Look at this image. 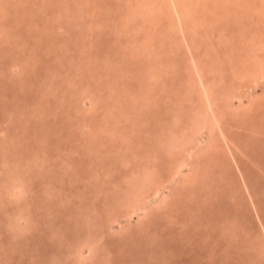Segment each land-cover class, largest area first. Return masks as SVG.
I'll return each mask as SVG.
<instances>
[{
  "label": "rangeland",
  "instance_id": "374dc122",
  "mask_svg": "<svg viewBox=\"0 0 264 264\" xmlns=\"http://www.w3.org/2000/svg\"><path fill=\"white\" fill-rule=\"evenodd\" d=\"M169 1L0 0V190L19 175L0 200V264H264V102L252 104L264 79L254 88L239 79L254 74L252 56L264 60V0H242L243 9L176 0L179 13ZM193 64L206 73L228 147L210 123L186 137L189 118L211 115ZM231 149L257 187L254 202ZM198 160L199 180L185 182ZM182 161L177 180L164 181ZM136 181L150 193L165 184L162 198L125 220L111 198L126 201ZM105 216L117 217L109 233ZM125 229L133 233L122 238Z\"/></svg>",
  "mask_w": 264,
  "mask_h": 264
},
{
  "label": "bare ground",
  "instance_id": "6f19581e",
  "mask_svg": "<svg viewBox=\"0 0 264 264\" xmlns=\"http://www.w3.org/2000/svg\"><path fill=\"white\" fill-rule=\"evenodd\" d=\"M75 2L77 1V0H74ZM78 1H80V0H78ZM169 1V0H168ZM175 2V4L172 2V5L174 6V8H175V10L179 13V6H180V3H179V5H177L176 3H178L176 0H174ZM59 2V1H58ZM64 2L65 1H62V2H59V3H61V5H62V3L64 4ZM170 2V1H169ZM230 2V1H229ZM79 3V2H78ZM83 3H85L84 1H83ZM89 3V2H88ZM236 5H237V8H241V9H243L244 7H246V4H244V1H242V0H236ZM263 3V2H262ZM94 4V3H93ZM97 4V3H96ZM156 4V3H155ZM74 5V4H73ZM72 5V6H73ZM158 5V4H157ZM171 5V4H170ZM170 5H169V7H170ZM67 6V5H66ZM66 6H64V7H66ZM71 6V7H72ZM96 6V5H95ZM58 7V6H57ZM59 7H60V5H59ZM62 7V6H61ZM98 7H99V5H98ZM168 6H166L165 7V9L164 10H168V8H169ZM183 7H185V5L183 6ZM42 8V7H41ZM63 8V7H62ZM154 8H156V7H154ZM158 8V7H157ZM182 8V7H181ZM43 9V8H42ZM74 9V8H73ZM76 9V8H75ZM160 9V8H159ZM60 9H58V11H59ZM79 10V9H78ZM94 10V9H93ZM148 11H150L149 10V8L147 9ZM171 10V9H170ZM182 10H183V8H182ZM160 11V10H159ZM247 11V10H246ZM65 12V11H64ZM176 12V13H177ZM182 12V11H181ZM160 13H162L161 11H160ZM58 14H59V12H58ZM81 15V14H80ZM177 15V14H176ZM179 15H181V14H179ZM178 15V16H179ZM183 15V14H182ZM182 15H181V17H182ZM74 16V15H73ZM186 16V15H185ZM184 16V17H185ZM84 17V16H83ZM153 17V16H152ZM180 17V18H181ZM81 18V17H80ZM123 19H124V17H123ZM175 19V18H174ZM185 22H182V27H183V30L185 29L184 28V25H185V23H186V18H184L183 19ZM192 20V19H191ZM181 21V20H180ZM124 23V22H123ZM176 23V22H175ZM178 23V22H177ZM176 23V24H177ZM125 25H127L126 23H124ZM175 24V25H176ZM180 24V23H179ZM181 25V24H180ZM67 26V25H66ZM56 27L57 28H59L58 27V25H56ZM63 27V26H62ZM177 27V26H176ZM179 27V26H178ZM195 27V26H194ZM193 27V28H194ZM72 28V27H71ZM181 28V27H180ZM193 28H191V29H193ZM140 29V28H139ZM179 29V28H178ZM191 29L189 30L188 29V32H190L191 31ZM195 30V29H194ZM145 31V30H144ZM10 32V31H9ZM54 33V32H53ZM73 33V32H72ZM79 33V32H78ZM9 35H10V33H8ZM186 34H187V31H186ZM68 35V34H67ZM231 35V34H230ZM187 36V35H186ZM209 36V35H208ZM190 46V45H189ZM232 47H234L233 45H232ZM208 48V47H207ZM234 49V48H233ZM232 49V51H234ZM16 50V49H15ZM15 50H13V52L15 51ZM22 52L24 51V50H21ZM12 52V53H13ZM25 52V51H24ZM194 52V51H193ZM18 53V52H17ZM184 53V52H183ZM14 54V53H13ZM11 55V54H10ZM12 56V55H11ZM23 56V55H22ZM26 56H28V55H26ZM253 57V59H250L252 62H253V65H252V67L253 68H255L254 69V74H252V76L250 75V73H249V75H247L248 77H245V76H241V78H239V79H241V80H243L244 82H245V79H249L250 81V83L249 84H251V88H254V86L255 85H257L260 81H262L263 79H264V70H263V72H262V70H261V66H263L264 65V60L263 59H261V58H258V57H260V55H254V56H252ZM21 58V57H20ZM28 58V57H27ZM258 58V59H257ZM13 59V58H12ZM23 59V58H22ZM26 59V58H25ZM24 59V60H25ZM260 59V60H259ZM21 60V59H20ZM193 62H195L196 64H197V61L196 60H192ZM22 62H25V61H22ZM192 62V63H193ZM251 63V62H250ZM21 64V63H20ZM252 64V63H251ZM21 66V65H20ZM23 66H24V64H23ZM26 66V65H25ZM193 66H194V64H193ZM251 66V65H250ZM195 68H197L196 69V72H194L195 73V75H197V76H193V78H191L192 79V85H193V87H195V84H194V82H198L200 85H201V87H202V89H203V91H204V97H205V101L204 102H202V106L204 107V106H206V108H207V110H206V114L208 115V114H210L211 113V115H210V117L209 116H205V118L204 117H202V118H204V119H199V120H196L195 118L193 119V118H189L188 120H189V124H190V126H188L189 127V130L187 131L188 133H187V135H186V137L188 138V139H190V141L191 140H193L194 138L196 139V136L198 135L197 133H199L200 131H201V129H204V127L208 124L209 125V123H210V126L212 125V127H211V131H212V133H213V131L214 130H219L221 133H220V139H219V145H221L222 147H224V145L223 144H220L221 143V141H225V140H227V135H226V133H224V130H223V128L221 127L222 125H221V118L220 117H222L223 115H221V113L218 115L217 114V112L215 111V109H214V107H213V101H212V97H211V92H210V89L208 88V85L206 84V80H205V78H204V75L206 74H204L201 70H202V68L201 67H199V66H194V69ZM264 68V67H263ZM258 69V70H257ZM165 72V71H164ZM167 72V71H166ZM165 72V73H166ZM247 72H249V71H247ZM13 76V75H12ZM250 76V77H249ZM189 79V78H188ZM254 79V80H253ZM15 81V80H14ZM189 86V85H188ZM244 86L243 85H241V88H243ZM48 88V87H47ZM239 88H240V86H239ZM257 96H255V97H252V104H253V106L254 107H256V108H258V106H260V104L262 103V102H264V94H256ZM150 100H152V99H150ZM230 100V99H229ZM153 102H155L154 100H152ZM204 103H206L205 105H204ZM202 106H200V107H202ZM226 106H229V105H226ZM225 106V107H226ZM245 107H248V105H246ZM244 107V108H245ZM239 108H241L242 109V107H239ZM238 108V110L237 109H233L232 108V106H230V107H227V108H224V110L226 111L227 110V113H233V112H235V111H237V112H240L241 114H242V111H241V109H239ZM210 112V113H209ZM230 113V114H231ZM245 113V112H244ZM221 115V116H220ZM227 116V115H226ZM237 116V115H236ZM232 120V119H231ZM1 121V120H0ZM202 122V123H201ZM206 122V123H205ZM205 125V126H204ZM247 127V126H246ZM247 129V128H246ZM184 132V131H183ZM192 132V135H193V137L191 136V133ZM195 132V133H194ZM213 135V134H212ZM194 139V140H195ZM211 141H216V139L214 138V137H212V139L210 140V143H211V145H215L216 143H212ZM127 142V141H126ZM226 142V141H225ZM234 142H236V141H234ZM129 143V142H128ZM227 143V142H226ZM225 143V146L226 147H228V146H230V144H226ZM36 144V143H35ZM34 144V145H35ZM264 146V145H263ZM200 147H201V149H200ZM200 147H199V145H198V149L200 150V153L201 152H205V145H201L200 144ZM211 147V146H210ZM220 147V146H219ZM219 147H217L218 149H219ZM238 147V146H237ZM215 148H216V146H215ZM225 148V147H224ZM239 148V147H238ZM40 151V150H39ZM38 151V152H39ZM37 152V151H36ZM259 152V151H258ZM11 153H13V151L11 152ZM230 153L232 154V157H233V161H234V163H233V165H235V167H236V170L238 171V173H240L239 175H240V177H241V179L240 180H238V182H241L242 183V186L241 187H243L244 189H245V191L246 192H252L253 191V189L252 188H257L254 184L252 185V182H251V180L249 179L250 177H248V179L246 178V175L247 176H249V171H248V169H247V167L245 166V164H243L242 162L243 161H240V160H238L237 159V156H236V154L235 153H233V149H231V151H230ZM15 154V153H14ZM52 154V153H51ZM51 154H49V155H51ZM189 154H190V152H189ZM17 155H20V154H17ZM32 155V154H31ZM38 155V154H37ZM37 155L35 156V157H37ZM53 156H54V154H52ZM200 155V154H199ZM27 156V155H26ZM40 156V155H39ZM41 156H44V155H41ZM9 157V156H8ZM35 157H31V158H33L32 159V161H34V160H38L39 159V157H38V159L36 158V159H34ZM175 157V156H174ZM7 158V157H6ZM21 158V157H20ZM180 158H182V157H180ZM13 159V158H12ZM17 159H19V158H17V157H15V159L12 161L13 163H12V165L14 164H16V160ZM7 160H9V159H7ZM19 160H21V159H19ZM23 160H25V158L23 157ZM28 160V159H27ZM178 160H181V159H177V162H178ZM10 161V160H9ZM18 161V160H17ZM19 162H21V161H19ZM19 162H18V164H19ZM44 163V162H43ZM46 163V162H45ZM10 164V163H9ZM32 164H34V162H32ZM35 164L37 165V163L35 162ZM56 164V163H55ZM174 164V163H173ZM204 163H203V161L202 160H198L196 163L194 162V164L192 165V168L190 169V171H189V173H188V175H187V178H188V180L187 179H184L185 180V182H190V183H193L194 182V185H195V182L196 181H198L199 180V177H197L196 175H197V169H199L200 168V166H202ZM11 165V164H10ZM30 165V164H29ZM41 165V164H40ZM184 165H185V161H182L181 163H180V165H179V171L176 173V175H174V174H170L168 177H166L165 178V180L164 181H166V182H169L170 181V183H172V182H175L176 180H177V178H176V176H178L180 173H182V171H183V169H184ZM20 166V165H19ZM25 166H28L27 164L25 165ZM24 166V167H25ZM38 166V165H37ZM13 167V166H12ZM23 167V166H22ZM29 167H31V166H29ZM33 167V166H32ZM17 169L18 168H20V167H16ZM25 169H26V167H25ZM244 169H246L245 171H244ZM1 170V169H0ZM19 170V169H18ZM4 171H6L7 172V169L5 170L4 169ZM26 171V170H25ZM13 172V171H12ZM11 172V173H12ZM13 174V173H12ZM199 175H201V176H203L202 175V172H200V174ZM4 176V175H3ZM153 176V175H152ZM154 176H155V174H154ZM13 183H12V186L10 187V188H8V189H5V187H4V189L3 188H1V190H0V200L3 202V203H8L9 202V197L11 196L12 197V192H14V191H16V189L13 187L14 185H15V183L16 182H18V178H19V175H13ZM210 177V176H209ZM7 179V178H6ZM125 179V178H124ZM203 179V178H202ZM239 179V178H238ZM260 179V178H259ZM145 180V179H144ZM201 180V179H200ZM248 180H250V181H248ZM31 181V180H30ZM216 181V180H215ZM182 182H184V181H182ZM201 182H202V180H201ZM207 182V183H206ZM206 182H204L205 183V186L206 187H208V188H212V187H215V189H216V185L215 186H213L214 185V183L213 182H209V181H206ZM136 183V185L137 186H141L140 187V189H138L139 191H135V189H128L127 191H130L126 196H127V198H125L126 199V201H118L119 199H116L118 196L117 195H115L114 197L113 196H111V197H113V198H111V197H109V198H111V200H116V203H115V206H116V209H119V208H121L125 213H126V215H125V220H133L132 218L133 217H135L136 216V214H135V211H137V210H142V209H145V207H146V205L147 204H149L150 202H152V204H155V203H157L159 200L158 199H160V198H162V191H163V189H164V185H158V184H156L153 188V190L154 191H152L151 193L149 192V190L148 189H145L146 188V186H145V182H143L142 181V183H140V182H138V181H136L135 182ZM135 183H133V184H135ZM218 184V183H217ZM241 185V184H240ZM87 186V185H86ZM183 186V185H182ZM226 186V185H225ZM3 187V186H2ZM20 187V186H19ZM227 187V186H226ZM259 187V186H258ZM177 189H179V187L177 188ZM259 189V188H258ZM208 190V189H207ZM232 190V189H231ZM86 191L87 192H90V189L89 188H86ZM96 191V190H95ZM180 191V190H179ZM23 193V192H22ZM138 193H140V196L138 195ZM122 194H123V192H122ZM150 194V195H149ZM77 195V194H76ZM114 195V194H113ZM166 195V194H165ZM176 197H179V194H178V192L176 193ZM249 196H250V198H251V201L252 202H254V196H253V193H251V195L249 194ZM11 197H10V199H11ZM171 197V195L170 196H168V197H166V198H164V199H162V203H165L169 198ZM203 198V197H202ZM234 199V198H233ZM61 201V200H60ZM21 202H23L22 204H25L26 202H25V200L24 199H22V201H20L19 203H21ZM94 202V201H93ZM115 202V201H114ZM140 203H141V205H140ZM253 204V203H252ZM26 205V204H25ZM158 205V204H157ZM144 206V207H143ZM25 207V206H24ZM24 207H23V209H24ZM27 207H30V206H27L26 205V207H25V209L27 208ZM255 207H256V205L254 204V209H255ZM258 208V207H257ZM219 209V208H218ZM253 209V208H252ZM27 210H28V208H27ZM174 211V210H173ZM23 212H25V211H23ZM38 212V211H37ZM258 212V211H257ZM16 213V214H15ZM34 213H36V212H34ZM21 214V212H17V211H14V214H13V217L12 218H15V217H17V215L19 216ZM45 214V213H44ZM256 214V213H255ZM32 215V214H31ZM36 215H37V213H36ZM87 215V214H86ZM261 214H259L258 216H260ZM88 216V215H87ZM149 217V216H148ZM146 215H145V217L142 219L143 221H140L139 223H138V230L139 231H143L144 229H145V226H146V223L144 222V221H146V220H148L149 218H148ZM171 218V217H170ZM178 218V217H177ZM11 219V218H10ZM29 219H31L30 217H29ZM41 219V218H40ZM104 219L108 222H104L103 220V222H102V226L103 227H105L104 228V232L105 233H109V231H110V229H112V226L111 225H109V224H111V222H113L114 220H116L117 219V217L116 216H113V218L111 217V218H109L108 216H105L104 217ZM12 220H14V226H12L14 229H15V233L17 234V235H21L22 233H19V232H17V231H20L19 230V226H18V223L17 222H19L18 221V219L16 218V219H12ZM137 221H139V220H137ZM206 221V220H205ZM234 223V222H233ZM34 224V223H33ZM208 225H210L209 223H207ZM235 224V223H234ZM239 224V223H238ZM264 224V223H263ZM37 225V224H36ZM261 225V224H260ZM32 226V225H31ZM264 226V225H263ZM132 228V227H131ZM180 228H182L181 227V224H180ZM34 229V228H33ZM183 229V228H182ZM209 229V228H208ZM207 229V230H208ZM127 232L126 233H124L123 235L121 234L120 235V237H122V238H125L129 233H133L132 231H130V230H128V229H125ZM212 230V229H211ZM24 231H25V229H24ZM33 231V230H32ZM209 231V230H208ZM263 231H264V228H263ZM28 232V231H27ZM26 232V233H27ZM179 232V231H178ZM29 233V232H28ZM27 233V234H28ZM209 233V232H208ZM252 233V232H251ZM263 233V232H262ZM127 234V235H126ZM264 234V233H263ZM23 235V234H22ZM30 235V234H29ZM28 235V236H29ZM24 236H26V235H24ZM32 236V235H31ZM23 237V236H22ZM234 237H235V234H234ZM31 238V237H30ZM258 238V237H257ZM262 238V237H261ZM191 240V239H190ZM247 240H250V239H247ZM257 240V239H256ZM27 241H28V239H27ZM32 241V240H31ZM31 241L29 240V243L31 244ZM261 241H262V239H261ZM151 243H152V241H151ZM166 243H168V242H166ZM193 243V242H192ZM191 243V244H192ZM243 243H244V245H243ZM241 245H242V247L241 248H243L244 246H245V244H247V243H245V242H243ZM261 243L262 244H264V239H263V241L262 242H260L259 240L258 241H256V244L257 245H260L261 246ZM29 244V245H30ZM167 245H170V244H167ZM193 245V244H192ZM249 245V244H248ZM31 246V245H30ZM34 246V245H33ZM141 246V245H140ZM194 246V245H193ZM121 247V246H120ZM125 247V246H124ZM136 247H138V246H136ZM142 247V246H141ZM97 250L98 249V247L97 248H94V250ZM135 249H137V248H135ZM170 249H173V248H170ZM132 250V249H131ZM140 250V249H139ZM144 250V249H143ZM191 250H193V249H191ZM195 251V250H194ZM120 252V251H119ZM172 252V251H171ZM262 252H264V249H263V251ZM109 254H110V252H108ZM173 253V252H172ZM191 253H192V251H191ZM229 253V252H228ZM134 254V253H133ZM136 254L138 255V257H139V254H140V251H137L136 252ZM229 256V254H226V256ZM199 256V255H198ZM227 256V257H228ZM107 257H111L110 255H108ZM88 258V257H87ZM110 259H112V257L110 258ZM117 259V258H116ZM195 260V259H194ZM110 261V260H109ZM109 261H108V264H113V263H115V261L113 260V261H111L110 263H109ZM132 262V261H131ZM141 263H142V261H140ZM241 262V258H240V260H239V262L238 263H240ZM56 264V263H55ZM106 264H107V262H106ZM143 264H144V261H143ZM205 264V263H204Z\"/></svg>",
  "mask_w": 264,
  "mask_h": 264
},
{
  "label": "crops",
  "instance_id": "0c3cea01",
  "mask_svg": "<svg viewBox=\"0 0 264 264\" xmlns=\"http://www.w3.org/2000/svg\"><path fill=\"white\" fill-rule=\"evenodd\" d=\"M195 250V249H194ZM195 252H196V250H195ZM197 262H195V264H196ZM205 263V262H204ZM213 263V262H212ZM209 264H211V263H209Z\"/></svg>",
  "mask_w": 264,
  "mask_h": 264
}]
</instances>
